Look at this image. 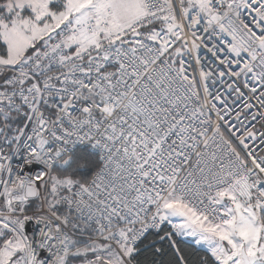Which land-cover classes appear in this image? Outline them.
Here are the masks:
<instances>
[{"label": "snow or ice", "instance_id": "obj_1", "mask_svg": "<svg viewBox=\"0 0 264 264\" xmlns=\"http://www.w3.org/2000/svg\"><path fill=\"white\" fill-rule=\"evenodd\" d=\"M0 264H264V0H0Z\"/></svg>", "mask_w": 264, "mask_h": 264}, {"label": "trees", "instance_id": "obj_2", "mask_svg": "<svg viewBox=\"0 0 264 264\" xmlns=\"http://www.w3.org/2000/svg\"><path fill=\"white\" fill-rule=\"evenodd\" d=\"M76 152H77V157H76L77 159L86 158L92 162H95L96 155L90 152L88 149H80Z\"/></svg>", "mask_w": 264, "mask_h": 264}, {"label": "built area", "instance_id": "obj_3", "mask_svg": "<svg viewBox=\"0 0 264 264\" xmlns=\"http://www.w3.org/2000/svg\"><path fill=\"white\" fill-rule=\"evenodd\" d=\"M80 149H88L87 147H82V148H78L76 151L80 150ZM89 150V149H88ZM95 154V153H93ZM96 155V154H95Z\"/></svg>", "mask_w": 264, "mask_h": 264}]
</instances>
